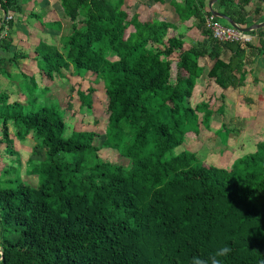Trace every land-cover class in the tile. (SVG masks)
I'll return each mask as SVG.
<instances>
[{
    "label": "trees",
    "instance_id": "trees-1",
    "mask_svg": "<svg viewBox=\"0 0 264 264\" xmlns=\"http://www.w3.org/2000/svg\"><path fill=\"white\" fill-rule=\"evenodd\" d=\"M58 1L68 28L41 41L34 61L50 79L71 70L102 81L106 131L67 136L65 109L23 71L22 97L0 90V159L5 152L10 162L0 172V264H264V140L231 169L183 148L186 134L209 129L214 114L209 103L192 105L201 61L213 63L209 78L219 88L239 87L245 67L264 57V29L250 33L256 44L220 42L206 28L208 0H184L175 6L179 20L194 18L202 38L188 45L172 36V23L156 19L135 20L138 34L127 33L124 0ZM216 7L242 28L264 21V0ZM0 11L13 14L0 21V69L6 59L19 66L29 56L12 45L20 0H0ZM93 92L77 91L79 113L92 114ZM224 131L227 144L229 129L216 134ZM29 138L44 156L27 161L35 184L23 179L15 149V140ZM103 148L129 167L103 160Z\"/></svg>",
    "mask_w": 264,
    "mask_h": 264
},
{
    "label": "rangeland",
    "instance_id": "rangeland-1",
    "mask_svg": "<svg viewBox=\"0 0 264 264\" xmlns=\"http://www.w3.org/2000/svg\"><path fill=\"white\" fill-rule=\"evenodd\" d=\"M127 6L124 7L125 10L129 13V18H128V27H127V33H134L138 34L139 31L135 30L134 24L136 25L134 21H138L141 24L146 23L147 21L151 19H156L159 21H166L170 22L173 24V32L174 34L172 36H179L183 35L185 38V41L187 42L186 44L190 45L193 41H196L200 39L199 31L197 28H195V23L192 25V22L188 23H182L179 20V17L176 12H174V9L168 7L169 12L166 13L165 15L160 14L159 12H152L151 8L147 5L148 2L144 4V7L136 6L133 0H127ZM150 1V0H148ZM169 1V0H167ZM54 3V7L57 10H54V16H50L44 18V22L46 23H52L57 24L56 26L53 27H48L45 30V27L43 30H45L46 33L48 34H53V35H61L65 34L67 30V20L62 14V9L60 7V2L56 0ZM261 3L259 2L258 5ZM59 5V6H58ZM181 5V4H180ZM176 5H173L174 8ZM141 10H138V9ZM52 12V11H51ZM138 12V13H137ZM46 14V13H45ZM47 15V14H46ZM45 15V16H46ZM11 18H13V14H9ZM153 17V18H152ZM49 21V22H47ZM61 22L62 24V29L58 27V23ZM36 23V22H34ZM134 23V24H133ZM37 25H40V23ZM24 27L21 28L20 33L15 35L14 37V42L16 43L17 46H20V48L28 53L29 56L34 55L36 57V53L32 52L31 49L33 46H38L40 41L38 39H35V35H31L29 31L28 25H23ZM43 26V25H42ZM51 26V24H50ZM34 28V27H33ZM40 28V27H39ZM54 30V31H53ZM194 30V31H193ZM26 31V32H24ZM22 33V34H21ZM63 34V35H64ZM31 36V38L29 37ZM20 39H19V38ZM48 39L45 40V43H49L47 41ZM25 44V45H24ZM34 58H27L26 61L30 62V66L28 68H24L25 66L22 65V70L23 73H26L28 75H37V83L40 88L47 86L51 89L52 96L57 98L61 106L65 109V120L67 123V136L70 135L72 130L78 129V130H94L97 133H104L106 131L105 126L107 125V119L108 115L106 114V99H105V88L102 83V81L98 80L95 78V76H92L89 73H86V71H82L80 76H72L71 75V70L66 71L62 70L61 74L59 73H54L53 78L50 79V76L43 75L42 77L38 75L40 70L37 68L35 61H33ZM173 60L175 58H172ZM205 61V62H204ZM203 64L202 66L208 67L211 65V61L209 60H202ZM38 72V73H37ZM37 73V74H36ZM18 80V81H17ZM22 82V77L21 79H16V82L18 83ZM206 78L201 77L196 81V89L192 98V105L193 107H196L199 104L202 103H209L210 109L212 111L217 110L218 105L220 104L218 102L219 96H217V92H214L213 94V87L212 83L207 82L205 85ZM17 83H12L16 88L19 86ZM19 83V84H20ZM11 86V85H10ZM14 86H11L9 88L10 92L15 93L16 91L14 90ZM89 89H93L94 92L92 93L93 97V111L92 114H86V113H79L80 105L81 102L79 100V96L77 94V91H83V92H88ZM12 90V91H11ZM224 91H222L223 93ZM221 93V94H222ZM216 94V95H215ZM224 94V93H223ZM17 96H21V94H17ZM14 99V98H13ZM73 105V109L69 110L68 109V104ZM223 109V117H226V113L224 114V109L225 107H222ZM84 114V115H83ZM203 114L199 113V116L201 117ZM214 114L211 118L210 124H209V129H205L201 125V131L199 135H195L192 132L186 134V141L183 144V148L188 149L190 151L196 152L197 156L199 159H201L207 166L213 165V166H223L228 169H231L233 162L236 159H239L243 157L246 154L252 153L256 150L255 147V140L250 139L249 141H252L251 143H245V144H235V145H230L226 144V131L223 132V134L219 133V137L217 136L216 132L218 129H220V122L215 118ZM221 117V116H219ZM220 120V118H218ZM201 120V118H200ZM227 120V118H226ZM225 120V121H226ZM95 121H98L99 124H95ZM101 124H103V127H101ZM10 132L13 133V128L10 129ZM13 137V135H12ZM105 137L102 138H96L95 140V145L98 147H101L103 144V140ZM223 145H222V143ZM257 141V140H256ZM36 142L33 140V138H29L26 143H20L18 140H15V149L18 150L21 153V158L23 161V168H22V175L23 179L25 181H29L32 184L36 183V177L33 176H28L30 171V167L27 166V161L29 159H35V160H42L44 158L42 150L38 149L35 147ZM4 147V145H2ZM101 150L99 152V156L105 160L112 162L117 165H121L125 168L129 167V160L127 158H124L123 156L119 155L116 151H110V150ZM182 149V147H181ZM179 149V150H181ZM4 158L0 159V172L4 169L5 165H10V162L8 161L9 155L3 152Z\"/></svg>",
    "mask_w": 264,
    "mask_h": 264
},
{
    "label": "crops",
    "instance_id": "crops-1",
    "mask_svg": "<svg viewBox=\"0 0 264 264\" xmlns=\"http://www.w3.org/2000/svg\"><path fill=\"white\" fill-rule=\"evenodd\" d=\"M133 1L135 5L140 6V8L144 7V4L147 1L148 2L147 5L151 8L152 12H157V13L159 12L160 14H163V15L169 12L168 7L174 9V12H176V9L173 7V5H180V4H183L184 2V0H169V1L164 0V3H155L152 0L150 1L133 0ZM208 1H207V5H208ZM53 2H56V0H20L22 11L21 13L15 16L16 18L15 26L12 30H10L11 36L13 39L12 45L14 48H17L18 50L21 49L20 46H17L16 43L14 42V37L18 33H20L21 28L24 27L23 25H26V26L28 25L29 27H31L29 28L30 32L28 33H30L31 35L34 34L36 37L35 39H38L40 42L41 41L45 42V40L48 39L47 41L50 43L52 41L51 36H60V35H53V34L50 35L45 32V30L48 27H53L57 25V24H54V22L52 23L44 22V18L49 17L50 14H51L50 15L51 17L54 16L53 12L54 10H57L58 8L56 7L55 9V7L53 6L54 5ZM127 2H128L127 0H124V7H126V9H127V6L125 5H128ZM216 4L214 5V8L221 12L222 9H217ZM140 8L138 10H141ZM248 8L252 9L253 7L251 5ZM62 14L64 15L63 9H62ZM263 14H264V7H263ZM4 17H5L4 12L0 11V21L3 20ZM192 21H193L192 25H194V22L196 21L194 18H192L188 22H192ZM188 22H184V23H188ZM37 23L38 24L40 23V25H37ZM223 25L230 26L229 24L228 25L223 24ZM44 27H45V30H43ZM63 28H62V31H63ZM8 30L9 29L6 28L7 34H8ZM252 36H253V41L251 43L256 44L258 42V37L256 34H252ZM29 37L31 38L30 35ZM201 39L202 38L200 36V39L198 40H201ZM36 47L37 46H33L31 51L35 53ZM21 51H24V50L21 49ZM5 57H8V56L6 55ZM28 57L35 58L34 55H31ZM18 63H19L18 64L19 66L10 64L8 63V60L6 59L3 62L1 69H0V90L6 91L10 95L12 100L18 99L19 96H17V94L20 93L19 88L18 87L16 88L14 85H12V83L13 82L17 83L16 79H19V78L21 79V72L23 71L22 65L25 66L24 68H28L30 66V62H27L26 59L24 60L20 59ZM200 64H203V62L201 61ZM212 65L213 63L209 65L208 67L201 65L203 67V74L201 77L206 78L205 85L207 84V82L212 83L213 94L214 92H217L216 93L217 96L220 95L218 99V102L220 104L218 105L216 112L213 111L214 114H216L215 118L221 124L220 129H218L216 133H218L220 130H223V128L226 127L230 131L228 135V142H227L228 144L238 145L241 143L242 144L251 143L252 141H249V140L252 139V140H255V147H256V144L259 141L264 140V57L262 56L256 57L252 64L247 65L245 67L246 76L244 79V83H242L237 88H229L228 90H225V91L219 88L217 84L209 78V72L212 69ZM38 75L41 76L40 73H38ZM34 77L37 81V75H35ZM19 83L20 81L17 83L18 86H19ZM10 85L14 86L13 91H16L15 93L9 91V88L11 87ZM222 91H224L223 92L224 94L222 93ZM222 107H225L224 114L226 113V117H223L221 113ZM218 118H220V120Z\"/></svg>",
    "mask_w": 264,
    "mask_h": 264
},
{
    "label": "built area",
    "instance_id": "built-area-1",
    "mask_svg": "<svg viewBox=\"0 0 264 264\" xmlns=\"http://www.w3.org/2000/svg\"><path fill=\"white\" fill-rule=\"evenodd\" d=\"M6 20L11 19V16L4 17ZM206 28L211 31L214 39L220 42H238L243 45L249 44L253 41V36L250 33H243L231 26H224L212 14L206 18ZM3 34L0 36V39Z\"/></svg>",
    "mask_w": 264,
    "mask_h": 264
},
{
    "label": "water",
    "instance_id": "water-1",
    "mask_svg": "<svg viewBox=\"0 0 264 264\" xmlns=\"http://www.w3.org/2000/svg\"><path fill=\"white\" fill-rule=\"evenodd\" d=\"M218 2V0H209L208 1V9L210 13L216 17L217 19L223 20L227 22L231 27L238 29L239 31L243 33H254L256 31H260L264 29V21L262 23L254 24L248 28H242L240 27L236 22H234L231 18L227 17L222 12L216 10L214 8V5Z\"/></svg>",
    "mask_w": 264,
    "mask_h": 264
},
{
    "label": "clouds",
    "instance_id": "clouds-1",
    "mask_svg": "<svg viewBox=\"0 0 264 264\" xmlns=\"http://www.w3.org/2000/svg\"><path fill=\"white\" fill-rule=\"evenodd\" d=\"M227 251L228 250L225 248V249L222 250V253L221 254H226Z\"/></svg>",
    "mask_w": 264,
    "mask_h": 264
}]
</instances>
